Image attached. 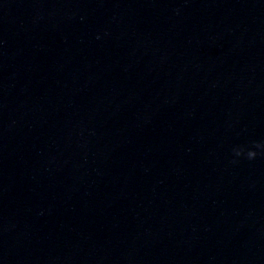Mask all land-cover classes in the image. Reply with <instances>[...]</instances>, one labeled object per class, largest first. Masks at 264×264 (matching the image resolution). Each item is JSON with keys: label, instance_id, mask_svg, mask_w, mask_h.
<instances>
[{"label": "water", "instance_id": "water-1", "mask_svg": "<svg viewBox=\"0 0 264 264\" xmlns=\"http://www.w3.org/2000/svg\"><path fill=\"white\" fill-rule=\"evenodd\" d=\"M256 144L264 0H0V264H264Z\"/></svg>", "mask_w": 264, "mask_h": 264}, {"label": "clouds", "instance_id": "clouds-1", "mask_svg": "<svg viewBox=\"0 0 264 264\" xmlns=\"http://www.w3.org/2000/svg\"><path fill=\"white\" fill-rule=\"evenodd\" d=\"M255 148L256 149H262V148H264V145L256 144ZM243 155H246V157L249 160H251V159H254L258 155V153H257V151L251 150V149H249L246 153L242 149L235 150V156L236 157H240V156H243Z\"/></svg>", "mask_w": 264, "mask_h": 264}]
</instances>
